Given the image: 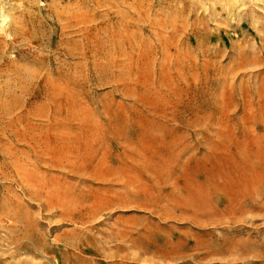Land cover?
<instances>
[{"label":"rangeland","instance_id":"374dc122","mask_svg":"<svg viewBox=\"0 0 264 264\" xmlns=\"http://www.w3.org/2000/svg\"><path fill=\"white\" fill-rule=\"evenodd\" d=\"M166 1L177 15L153 17L166 4L149 0L146 21L120 0L5 4L0 194L43 226L49 258L91 230L104 250L66 260L264 264V0ZM226 2L235 14L211 10ZM111 197L89 221L69 215Z\"/></svg>","mask_w":264,"mask_h":264},{"label":"bare ground","instance_id":"6f19581e","mask_svg":"<svg viewBox=\"0 0 264 264\" xmlns=\"http://www.w3.org/2000/svg\"><path fill=\"white\" fill-rule=\"evenodd\" d=\"M48 6L52 7L55 2H59L61 0H48ZM123 4H126L129 6V8L126 9L127 13L132 14V16H135L139 21H146L149 17L148 13L145 11L140 10L144 7V5L149 6V0H139V4L131 3L129 0H120ZM9 0H0V34H6L8 37L12 36V31H9V21L7 20L8 14H6L5 4L8 3ZM83 3V2H82ZM166 4L164 7L158 8L157 11L153 13V17L158 16H164L166 18L169 17H175L177 15V11L172 10V6L167 3L166 0H158V5ZM181 3H183L184 6L180 9V11H184L187 7L186 2L184 0H181ZM235 2H226V3H218L214 5V8L211 10L216 9H222L225 10L228 6V11L233 12L235 14L236 7ZM197 4L190 5V11L195 10ZM133 9V10H131ZM221 10V11H222ZM240 16V13H238V17ZM57 18H60V15H56ZM242 18V22L236 26L237 31H243L242 33H245L244 27L247 29H250V24H252L253 19V10L250 13H244L240 16V19ZM259 24H264V18L260 19L258 22ZM60 26L58 24L54 25L55 29H58ZM149 26H138L137 28L140 29H146ZM66 27H62L61 29H64ZM258 41L259 48L261 49L264 47V32L262 34L256 35ZM7 176V175H3ZM34 190H39L35 187V184H28L25 183V189L24 193L29 195V197L39 198L40 195L38 193H35ZM9 192V190H7ZM9 196H3L0 194V200L3 199L4 201L0 202V264H76L75 260L68 258L67 260L64 258L68 252V247H71L76 249L79 253L83 250L84 252L89 253H97L98 251H103L105 248V241L98 240L96 237L93 236L91 230H85L81 231L78 236V240H83L84 242H79L77 247L75 245H65L64 247L61 246L59 250L55 252L49 258L50 255V247L44 245L42 235L40 234V230L43 229V226L39 223L32 222L34 221L33 218H31V213H28L26 210L23 211L21 207L14 210L12 213L9 209H12V206L14 204V199L18 202V200L15 198V196L11 195ZM56 196L51 193H46V202L44 204H40V208L44 209L47 206H49V202L53 200ZM14 198V199H13ZM110 202L114 203L115 199L113 200L112 197L107 199V201H96L94 202V205L90 207L89 211L86 214H83L79 211L69 213V215L75 214L77 217L76 219L81 220L86 218L91 220L94 218L98 213H101L105 207H108ZM20 204V203H19ZM67 210V209H65ZM10 213V214H9ZM66 213V211H64ZM36 215V214H35ZM7 219L9 223H11L10 228L5 227V224L3 223V220ZM31 220V221H30ZM89 231V233H88ZM113 238V237H112ZM116 238V237H115ZM77 240V238L75 237ZM89 243L90 247L87 248L86 244ZM127 242H123L118 244L117 247L119 249H126L129 250L132 245H135L133 242L132 245L126 244ZM84 244V246H83ZM143 250V252H148L150 249V246L146 247L145 245L141 244L139 246ZM156 250H160V247H156ZM26 254L24 257H19L21 254ZM59 255V256H58ZM38 256L44 257V260H36ZM78 260V259H77Z\"/></svg>","mask_w":264,"mask_h":264}]
</instances>
